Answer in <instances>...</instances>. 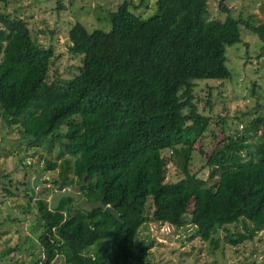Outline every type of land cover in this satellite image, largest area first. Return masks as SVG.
Masks as SVG:
<instances>
[{
  "label": "trees",
  "instance_id": "1",
  "mask_svg": "<svg viewBox=\"0 0 264 264\" xmlns=\"http://www.w3.org/2000/svg\"><path fill=\"white\" fill-rule=\"evenodd\" d=\"M207 3L154 0V10L143 18L131 11L136 4L122 0L106 15L109 40L75 21L67 49L80 56V65L65 82L48 81L51 49L37 42L22 19L0 11L1 128L19 126L28 146L56 143L54 159L44 160L48 170L57 169L56 185L83 183L78 196L101 205L81 210L64 197L49 210L44 196L24 191L25 176L11 182L0 175L5 195L14 193V183L27 210H36L43 264L58 254L65 264H142L143 249L134 254L138 227L148 220L182 226L192 195L189 223L203 241L213 227L240 220L251 227L229 239L232 245L264 229V115L249 121L251 135L244 129L225 136L204 154L208 180L190 168L194 144L210 125L194 87L199 80L230 77L224 51L241 41V27L264 51V18L254 23L236 17L223 0H217L222 18H207ZM167 162L176 170L174 180L165 179ZM118 199L115 218L103 206ZM17 247L0 250V258Z\"/></svg>",
  "mask_w": 264,
  "mask_h": 264
},
{
  "label": "rangeland",
  "instance_id": "2",
  "mask_svg": "<svg viewBox=\"0 0 264 264\" xmlns=\"http://www.w3.org/2000/svg\"><path fill=\"white\" fill-rule=\"evenodd\" d=\"M122 0H6L0 3V11L22 19L37 42L52 51L48 67V81L65 82L77 74L80 56L71 54L67 49L66 34L75 21L85 24L89 31L106 34L108 25L106 15ZM131 11L147 17L154 10V0H130ZM234 16L251 17L256 23L264 18V0H223ZM57 4L59 7L57 8ZM207 18L218 14L217 0H208ZM241 41L225 47V65L230 77L226 80H199L194 87V97L198 108L204 107L208 115L209 129L201 141L194 144L195 152L191 160V170H196L201 179L208 180L209 168L203 167L204 154L225 136H235L247 129L252 134L249 121L264 115V51L257 37L243 27L239 30ZM208 87H211L208 90ZM209 98V105L204 101ZM217 123V124H216ZM221 126H223L221 128ZM60 129H63L60 127ZM211 133L214 134L212 137ZM257 135V132L256 134ZM21 128L12 126L3 130L0 124V175L4 181L11 182L21 177L31 178L36 168H41L39 179L44 180L34 188V197L44 196L46 200L56 186L57 169L48 170L44 160H53L57 144L42 143L28 146L21 139ZM257 136H250L255 141ZM197 149H201V155ZM200 155V156H199ZM57 162V161H56ZM165 179L174 180L175 168L167 162ZM214 177L210 178L213 179ZM213 181V180H211ZM3 185V184H2ZM0 184V188L2 186ZM16 190L11 196L0 190V250L17 244V251L0 258V264H43L42 249L38 240L41 227L36 210H27L25 199L19 186L10 184ZM4 186V185H3ZM58 187V185L56 186ZM68 189V188H63ZM195 195H192L184 214L185 224L173 227L166 223L145 221L134 237L135 253L144 251L142 264H250L264 262V229L257 230L249 240L230 244L229 239L236 233L247 234L251 225L232 223L213 227L207 240L196 234L195 227L189 223L190 209ZM26 210V211H25ZM146 215L151 212L149 200L145 204ZM13 220H12V219ZM244 224V225H243ZM231 235V236H228ZM32 252V253H31ZM46 264H65L61 255H56ZM128 264H138L135 259Z\"/></svg>",
  "mask_w": 264,
  "mask_h": 264
},
{
  "label": "water",
  "instance_id": "3",
  "mask_svg": "<svg viewBox=\"0 0 264 264\" xmlns=\"http://www.w3.org/2000/svg\"><path fill=\"white\" fill-rule=\"evenodd\" d=\"M40 172H41V168L37 167L34 175L31 178L29 177L25 178L24 187H23L24 191L33 195L34 188L40 185L42 182H45L44 180L39 179ZM82 185L83 183H80L68 189H63L62 185L59 184L58 187L56 188V191L52 192L51 195L48 197L47 208L49 210L56 209L60 199L64 197H69L75 200L78 208L81 210L89 211L94 207L101 206L100 204L86 202L84 201V199H81L78 196V191ZM119 200L120 199H118L114 204L103 206V210L111 213L115 218H118V214L116 213L114 206L119 203Z\"/></svg>",
  "mask_w": 264,
  "mask_h": 264
},
{
  "label": "flooded vegetation",
  "instance_id": "4",
  "mask_svg": "<svg viewBox=\"0 0 264 264\" xmlns=\"http://www.w3.org/2000/svg\"><path fill=\"white\" fill-rule=\"evenodd\" d=\"M35 171H36V170H35ZM34 173H35V172H34ZM33 175H34V174H33ZM41 180H42V179H41ZM24 181H25V180H24ZM57 185H58V184H57ZM57 185H56V186H57ZM56 186L54 187V190H53V192H54V191H56V188H57ZM23 187H24V186H23ZM62 188H63V187H62ZM67 188H70V186H69V187H67ZM30 195H31V194H30Z\"/></svg>",
  "mask_w": 264,
  "mask_h": 264
}]
</instances>
